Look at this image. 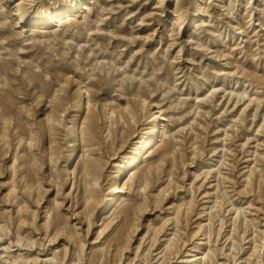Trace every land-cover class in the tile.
<instances>
[{"label":"rangeland","instance_id":"374dc122","mask_svg":"<svg viewBox=\"0 0 264 264\" xmlns=\"http://www.w3.org/2000/svg\"><path fill=\"white\" fill-rule=\"evenodd\" d=\"M0 264H264V0H0Z\"/></svg>","mask_w":264,"mask_h":264},{"label":"bare ground","instance_id":"6f19581e","mask_svg":"<svg viewBox=\"0 0 264 264\" xmlns=\"http://www.w3.org/2000/svg\"><path fill=\"white\" fill-rule=\"evenodd\" d=\"M57 13V12H56ZM55 13V14H56ZM58 14V13H57ZM49 18H53V16L49 17ZM44 20H48V19H44ZM114 112H112L113 114ZM158 115V114H155V116ZM158 123V121L156 122ZM158 130L156 128L155 130V134L152 136V137H149L148 139H146L143 143V145L140 147L142 148V150L137 154L135 155L134 157H132L131 159H129L127 161L126 164H128V167L126 168V172L124 171V174H122V176H120L118 178V180H124L126 179V177H128V175L130 174L131 170L133 169V167L135 166V164L139 163V162H143L144 160V155L147 153L148 150H146V147H148L151 143H153L155 140H159V137L156 139L155 137L158 136ZM140 148L137 150V152L140 150ZM134 165V166H133ZM132 166V167H131ZM124 186L122 185H118L114 187V194L113 196H111L109 199H108V205L106 207H104V211L105 212H110L112 209H107L108 207L112 206L115 202H116V199H117V194L119 193H122L123 190H124Z\"/></svg>","mask_w":264,"mask_h":264}]
</instances>
